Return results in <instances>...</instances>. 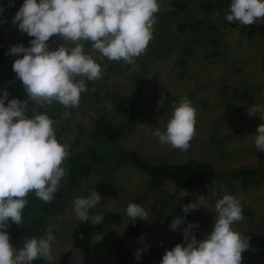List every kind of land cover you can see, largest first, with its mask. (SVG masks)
Here are the masks:
<instances>
[{"label": "rangeland", "instance_id": "374dc122", "mask_svg": "<svg viewBox=\"0 0 264 264\" xmlns=\"http://www.w3.org/2000/svg\"><path fill=\"white\" fill-rule=\"evenodd\" d=\"M15 1L23 0H0V8L4 9L0 20L6 21L0 23V34L9 42L6 61L15 58L8 54L9 49L21 45L23 34L18 23H12L20 8L11 11L9 5ZM158 3L154 38L146 53L137 58L138 70L123 62L108 61L86 44V53L103 69L102 78L88 82L89 91L81 94L78 108L66 110L54 102L47 109L49 117L58 121L56 137L70 146V155L76 153L82 163L80 154L86 148H94L106 159L93 165L78 185L71 186L67 175L61 181L63 188L51 203L40 201L38 216L29 223L30 231L25 239L42 238L45 230L51 228L55 236L51 245L53 260L38 259L33 264H54L63 251L73 253L74 264H83V253L72 241L73 231L80 222L73 212V200L87 198L92 191L100 195L101 204L89 211L90 219L110 213L121 217L117 225L111 222L104 225L98 234L101 238L97 239L96 235L93 243L107 232L115 231L133 254L156 248L164 255L177 244L187 246L191 241L184 240V230L189 224L198 225L189 230L190 236L195 235L198 242L207 238L217 219L215 203L225 194L233 195L242 205L243 219L234 222L232 230L242 235L264 234V157H259L260 151L254 146V136L258 134V126L264 124V114L249 115L247 111L254 105L264 107L261 66L264 36L246 37L240 24L228 27L225 18L229 7L217 0H158ZM203 6H210V11ZM256 23L264 24V19ZM190 24L192 29H179L180 25ZM56 39L63 45L62 39L57 36ZM120 97L129 100L126 112L116 109ZM185 97L197 110L196 135L190 148L182 152L161 145L153 132L166 131L174 106ZM33 107L37 106L30 102V116ZM65 111L71 112L67 119L63 118ZM42 112L37 107V114ZM100 118L122 127L123 136L115 142H97L91 136ZM130 151L148 162H209L216 174L208 185L178 189L166 179H151L139 171L125 156ZM87 161L86 157L84 162ZM242 169L252 171V178L233 175ZM199 197L204 198L199 210L185 214L182 207L198 203ZM130 203L148 212L147 219L140 220L141 230L133 238L128 237L130 219L126 216ZM176 218L183 222L172 230L170 225ZM12 231L7 229L9 236ZM9 242L12 244L11 238Z\"/></svg>", "mask_w": 264, "mask_h": 264}, {"label": "clouds", "instance_id": "9594fccd", "mask_svg": "<svg viewBox=\"0 0 264 264\" xmlns=\"http://www.w3.org/2000/svg\"><path fill=\"white\" fill-rule=\"evenodd\" d=\"M3 11L0 8V13ZM159 11L158 0H24L15 14L12 23H18L19 31L34 39L29 42L30 47L12 46L8 53L22 54V58L14 60L12 70L27 99H11L6 107L8 92L0 96V264L53 260L51 245L55 236L51 228L45 230L42 238H26L19 249L9 242L7 229L11 227L9 220L19 227L23 224L29 194L34 193L41 202L49 204L63 188L61 181L68 175L70 146L58 141V121L49 117L47 109L54 102L66 110L78 108L81 94L89 91L87 82L102 78L101 65L86 53L85 45L90 44L93 51L108 61L123 62L138 70L136 60L146 53L154 38ZM258 19H264V0H231L227 22L250 26ZM53 36L64 43L50 51L47 42ZM30 102L43 112L37 114V107H33L29 116ZM196 111L190 100L181 98L174 106L166 131L157 129L153 136L161 145L187 151L196 135ZM247 111L249 115L264 114V107L254 105ZM70 116V111L63 113L64 119ZM257 133L254 146L264 152V124L258 126ZM203 200L199 197L198 203L183 206L182 211L187 214L199 210ZM99 204L100 195L92 191L87 198H74L73 212L79 221L86 223L89 211ZM215 212L217 219L210 236L198 242L189 231L198 225L189 224L184 230V240L191 242L166 251L162 264H243V253L251 247L250 237L231 227L243 219L240 201L225 194L216 201ZM126 216L135 222L146 220L148 212L130 203ZM103 221L102 214L91 217L93 225ZM182 222L173 219L170 228L175 230ZM79 238H84L83 233ZM100 238L98 235L97 239ZM142 251H136L135 259L141 258Z\"/></svg>", "mask_w": 264, "mask_h": 264}, {"label": "trees", "instance_id": "16d2710c", "mask_svg": "<svg viewBox=\"0 0 264 264\" xmlns=\"http://www.w3.org/2000/svg\"><path fill=\"white\" fill-rule=\"evenodd\" d=\"M23 1L12 2L10 6L11 11L15 12L22 6ZM217 3L223 4L229 7L231 0H217ZM174 5L179 6L178 3ZM206 10L210 11V6H203ZM225 24L228 27L235 28L239 25V22H227L225 18ZM187 28H193V24L189 26L180 25V30ZM242 35L246 37H252L254 35L264 36V24L254 23L250 26H242ZM33 37L27 36L26 33L22 34L21 45L23 47H30V40ZM50 51H55L60 42L56 39V36L50 37L47 42ZM9 42L0 34V96L6 91L8 92V98L5 100V106L7 107L8 101L11 99L25 100L27 96L24 92L21 81L17 78L16 74L12 70V65L15 59L22 58V54L15 55L14 59L6 61L7 50ZM262 70L264 72V53L262 55ZM88 85V82H87ZM128 98L120 97L116 105L118 112H126ZM30 116V111H29ZM124 134L122 127H115L106 119H98L93 127L92 136L97 142H115L119 140ZM79 141L76 143L78 145ZM83 162L81 163L76 155L73 153L68 158V181L71 186L78 185L81 179L87 177L91 171V167L97 163H101L106 159L105 155L98 154L94 148H86L84 153L80 154ZM125 156L131 161V163L145 175L151 179H166L170 181L178 189H192L202 185H208L215 177V168L212 163L209 162H197L189 160L181 164H171L166 161L148 162L135 152L130 151ZM89 158V161L84 162L85 158ZM259 157H264V152H259ZM237 178H252L253 172L242 169L234 172L233 174ZM243 184L246 185V180H243ZM28 204L23 210V224L19 227L15 224L11 225L13 229L11 233V241L15 248L19 249L23 243L25 237L29 234V223L36 220L39 213L40 200L35 197L34 193L29 194ZM104 221L100 225H93L91 219L88 222H79L72 234V241L75 248H78L83 253V264H162V253L156 248H145L141 252V258L135 259V254L128 250L125 244L120 240L115 231H109L105 236L96 243H93V238L98 235L103 229L104 225L111 222L115 225L119 224L121 217L119 214L110 213L103 214ZM134 223V226H133ZM141 230L140 220H129L128 237H135ZM80 233H83L84 238L80 239ZM244 236L250 237L251 247L243 253V264H264V234L245 233ZM37 264H52V263H37ZM54 264H74L73 253L71 251L61 252L59 259Z\"/></svg>", "mask_w": 264, "mask_h": 264}]
</instances>
